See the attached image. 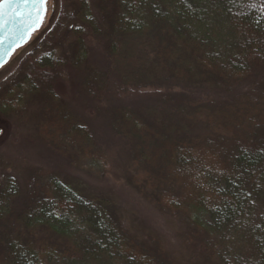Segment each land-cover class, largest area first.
Segmentation results:
<instances>
[{
    "label": "trees",
    "instance_id": "obj_1",
    "mask_svg": "<svg viewBox=\"0 0 264 264\" xmlns=\"http://www.w3.org/2000/svg\"><path fill=\"white\" fill-rule=\"evenodd\" d=\"M65 3L82 11H60L20 60L22 80L1 97L0 116H23L34 97L53 103L52 144L81 148L94 164L83 169L99 177L111 170L110 149L91 121L62 111L58 88L80 71L82 99L159 98L141 111L114 107L109 133L134 144L147 188L162 186L159 203L186 221L211 264H264V91H240L264 72V0ZM91 37L104 43L105 69L89 66ZM175 89L239 101L177 103ZM41 183L20 212L17 184L0 188V264H174L128 237L111 198L55 174Z\"/></svg>",
    "mask_w": 264,
    "mask_h": 264
},
{
    "label": "rangeland",
    "instance_id": "obj_2",
    "mask_svg": "<svg viewBox=\"0 0 264 264\" xmlns=\"http://www.w3.org/2000/svg\"><path fill=\"white\" fill-rule=\"evenodd\" d=\"M91 2L94 7L98 0ZM66 7L73 14L82 11V6L76 3L71 6L67 5L65 0H49L47 16L41 30L0 71V99L22 80L19 74L22 63L20 60L36 49L38 38L51 27L60 11H65ZM103 18L105 19L104 16ZM85 45L92 51L89 66L98 64L100 69H105L108 64L103 41L91 37L87 38ZM81 73L73 72L74 82L61 84L58 88L60 99L57 105L61 104L65 113L71 112L75 117L91 121L96 126L95 134H101V140L112 151L109 150L111 170L99 177L89 174L83 167L94 164L81 148L75 150L69 145H53L50 134L56 125L57 109L52 106L53 103L46 107L43 97H34L23 116H0V164L5 166L0 172V188H7L12 181L17 184L21 195L15 209L20 212L32 195L41 190V180L55 174L62 181L84 188L87 194H104L111 198L116 204L128 237L136 244L174 264H211L208 256L201 252L197 237L186 221L175 217L159 203L156 195L162 190V186L158 184L157 187L147 188L148 169L133 163L134 144L111 135L108 130L111 110L114 107L125 104L141 111L160 107L159 98L136 96L133 99L117 100L112 94H108L101 101L92 102L83 95L82 99L78 90L81 85ZM161 91L165 94L169 90ZM170 91L175 95L177 103L189 97L212 107L219 104L232 105L239 101V98H234L236 93L231 96L218 92L181 89ZM240 91L253 92L254 95L264 91V72H254ZM261 111H264V108Z\"/></svg>",
    "mask_w": 264,
    "mask_h": 264
},
{
    "label": "water",
    "instance_id": "obj_3",
    "mask_svg": "<svg viewBox=\"0 0 264 264\" xmlns=\"http://www.w3.org/2000/svg\"><path fill=\"white\" fill-rule=\"evenodd\" d=\"M46 10H38L34 0L0 1V71L13 56L30 43L44 25Z\"/></svg>",
    "mask_w": 264,
    "mask_h": 264
},
{
    "label": "snow or ice",
    "instance_id": "obj_4",
    "mask_svg": "<svg viewBox=\"0 0 264 264\" xmlns=\"http://www.w3.org/2000/svg\"><path fill=\"white\" fill-rule=\"evenodd\" d=\"M34 3L38 5V10H46L45 5L47 4V0H34Z\"/></svg>",
    "mask_w": 264,
    "mask_h": 264
}]
</instances>
